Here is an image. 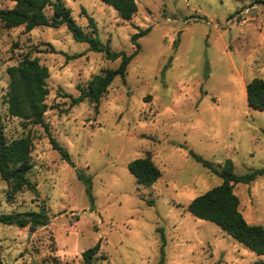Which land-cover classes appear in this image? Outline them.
I'll return each instance as SVG.
<instances>
[{"label":"rangeland","instance_id":"374dc122","mask_svg":"<svg viewBox=\"0 0 264 264\" xmlns=\"http://www.w3.org/2000/svg\"><path fill=\"white\" fill-rule=\"evenodd\" d=\"M62 1L84 31H92L93 17L114 52L133 54L132 36L150 32L138 40L126 80L115 79L96 111L89 102L70 107L66 94L79 96L78 85L120 60L90 51L66 27L27 32L0 23V113L8 140H32L29 176L39 192L10 199L0 177V214L50 219L37 228L0 224L4 264H84L83 252L98 243L94 264H160L163 236L164 264H264V256L188 210L223 183L190 150L219 170L232 160L239 176L264 168V111L251 108L246 95L249 82L264 79V0H136L131 20L102 0ZM13 7L0 0V10ZM74 55L81 56L68 60ZM25 56L49 69L45 122L76 168L52 149L42 126L8 114V68ZM147 155L162 173L152 186L138 184L128 169ZM77 169L93 178L94 205ZM234 191L247 222L264 227V176Z\"/></svg>","mask_w":264,"mask_h":264},{"label":"trees","instance_id":"16d2710c","mask_svg":"<svg viewBox=\"0 0 264 264\" xmlns=\"http://www.w3.org/2000/svg\"><path fill=\"white\" fill-rule=\"evenodd\" d=\"M14 3L11 9L0 10V23L5 29L25 27L27 32L39 27L60 29L66 27L72 34L73 39L79 43H86L89 50L104 54L106 60H120L116 69L105 70L95 75L87 86H77L79 96L66 94L71 100L70 107L78 106L83 102H89L98 106L108 92L109 87L116 78L126 80L128 66L139 53L138 40L147 35L150 29L141 30L132 36L131 41L136 46L133 54L126 52H114L110 45L104 44L99 37L98 27L93 17L87 15L91 32H86L77 24L72 17V11L62 0H6ZM112 7L123 20H131L138 11L136 0H102ZM48 10L52 14H48ZM85 13V12H84ZM50 51L55 48L49 44ZM81 55L68 57L74 60ZM10 83L5 96L8 106V114L12 118L20 119L32 125L42 126L49 135L52 149L57 151L62 159L76 168L68 149L61 145L56 138L52 137L49 126L45 122V114L49 110L46 103L49 96L47 80L50 78L49 69L40 64L38 59L25 56L16 66L8 68ZM248 105L256 110L264 111V79L255 78L246 86ZM68 112V110H65ZM33 144L29 137L8 140L2 114L0 113V177L9 185L8 198L13 199L18 193L30 190L39 196L37 184L30 179V173L34 168L32 162ZM194 161L202 164L211 173L223 180V183L206 193L194 198L188 206L189 212L197 219L217 225L227 235L237 242L243 244L258 256H264V227L249 224L240 210V201L235 194L234 188L237 184L250 185L258 177L264 176V168L252 170L239 176L235 172V164L232 160H226L221 170L216 168L212 162L205 160L202 156L192 150L188 154ZM130 173L136 178L138 184L152 186L161 178V170L156 166L152 157L147 155L136 159L128 165ZM78 179L86 187V194L94 205L93 178L87 176L77 169ZM153 204V202H150ZM50 223L49 217L42 212H29L17 214H0V224L17 226L19 228L46 227ZM162 258L160 264H164V248L166 240L162 237ZM101 250L98 243L93 248L83 252L84 264H94L95 258ZM0 264H4L0 258Z\"/></svg>","mask_w":264,"mask_h":264}]
</instances>
